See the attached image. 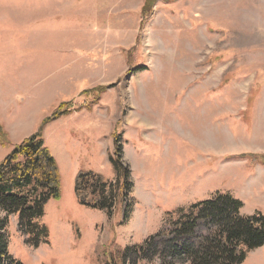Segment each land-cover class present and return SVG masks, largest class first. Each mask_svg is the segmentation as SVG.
Listing matches in <instances>:
<instances>
[{
    "label": "rangeland",
    "instance_id": "374dc122",
    "mask_svg": "<svg viewBox=\"0 0 264 264\" xmlns=\"http://www.w3.org/2000/svg\"><path fill=\"white\" fill-rule=\"evenodd\" d=\"M146 1L0 0V164L61 105L72 112L42 128L60 169L50 242L29 244L9 216L17 262L161 264L181 216L218 194L264 218V0H154L145 16ZM110 157L130 174L108 217L75 181L116 183ZM243 264H264V248Z\"/></svg>",
    "mask_w": 264,
    "mask_h": 264
},
{
    "label": "trees",
    "instance_id": "16d2710c",
    "mask_svg": "<svg viewBox=\"0 0 264 264\" xmlns=\"http://www.w3.org/2000/svg\"><path fill=\"white\" fill-rule=\"evenodd\" d=\"M153 1H146L143 15L149 14ZM63 107L64 104L45 119L40 131L16 146L0 164V209L6 215L0 219V264H23L8 253L9 216H18L20 230L27 235L29 244L38 246L50 242L49 228L42 221L46 205L61 199L60 169L45 145L42 128L72 113L71 109L64 112ZM4 135L0 130V137ZM115 137L118 145L122 136ZM5 142L4 146H7ZM119 153L117 151V155ZM110 161L117 173L116 183L92 172H81L75 181L79 203L93 210L106 211L108 217L112 216L116 198L126 196L121 181L127 182L130 174L120 157H110ZM241 210L240 201L219 194L211 201L193 206L181 216L164 241L163 250L158 253L161 264H172L167 263L166 256L162 258L165 250L184 257L185 264H243L251 251L264 248V218L245 217ZM159 238L158 235L146 241L145 257L140 259L151 260L149 253H155ZM180 238L184 239V244L179 249ZM195 238L196 241H191Z\"/></svg>",
    "mask_w": 264,
    "mask_h": 264
}]
</instances>
